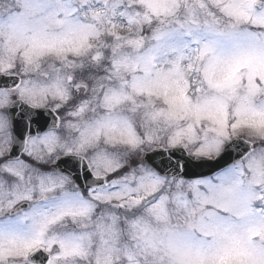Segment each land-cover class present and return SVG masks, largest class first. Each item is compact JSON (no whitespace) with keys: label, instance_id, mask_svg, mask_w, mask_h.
Wrapping results in <instances>:
<instances>
[{"label":"snow or ice","instance_id":"obj_1","mask_svg":"<svg viewBox=\"0 0 264 264\" xmlns=\"http://www.w3.org/2000/svg\"><path fill=\"white\" fill-rule=\"evenodd\" d=\"M0 264H264V0H0Z\"/></svg>","mask_w":264,"mask_h":264}]
</instances>
